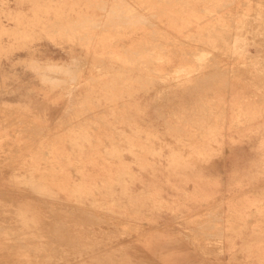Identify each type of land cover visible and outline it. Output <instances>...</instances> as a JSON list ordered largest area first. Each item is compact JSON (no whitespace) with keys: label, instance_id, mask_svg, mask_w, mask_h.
<instances>
[{"label":"rangeland","instance_id":"rangeland-1","mask_svg":"<svg viewBox=\"0 0 264 264\" xmlns=\"http://www.w3.org/2000/svg\"><path fill=\"white\" fill-rule=\"evenodd\" d=\"M12 263L264 264V0H0Z\"/></svg>","mask_w":264,"mask_h":264},{"label":"bare ground","instance_id":"bare-ground-1","mask_svg":"<svg viewBox=\"0 0 264 264\" xmlns=\"http://www.w3.org/2000/svg\"><path fill=\"white\" fill-rule=\"evenodd\" d=\"M119 4H120V3H119ZM218 4H219V3H218ZM221 5H222V4H221ZM126 9H127V8H126ZM131 9H132V8H131ZM94 31H95V30H94ZM90 47H91V46H90ZM216 58H217V57H216ZM216 73H217V72H216ZM222 73H223V72H222ZM35 142H36V141H35ZM8 144H9V143H8ZM7 146H8V145H7ZM14 148H15V147H14ZM76 212H77V211H76ZM82 212H83V211H82ZM87 214H88V213H87ZM59 215H60V214H59ZM85 218H86V217H85ZM81 219H82V218H81ZM41 220H42V219H41ZM88 220H89V219H88ZM60 223H61V222H60ZM52 225H53V224H52ZM51 227H52V226H51ZM53 228H54V227H53ZM60 229H61V228H60ZM66 232H67V231H66ZM40 235H41V234H40ZM53 236H54V235H53ZM55 237H56V235H55ZM47 241H48V240H47ZM37 244H38V243H37ZM34 245H35V244H34ZM32 246H33V245H32ZM41 246H42V245H41ZM49 247H50V246H49ZM68 247H69V246H68ZM34 248H35V247H34ZM44 250H45V249H44ZM44 250H43V251H44ZM61 250H62V249H61ZM43 251H42V252H43ZM57 252H58V251H57ZM42 255H44V254H42ZM37 256H38V255H37ZM6 257H7V256H6ZM6 257H5V258H6ZM33 259H34V258H33ZM12 264H13V263H12Z\"/></svg>","mask_w":264,"mask_h":264}]
</instances>
